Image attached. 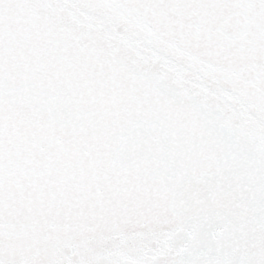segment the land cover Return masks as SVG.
<instances>
[{"label":"snow or ice","instance_id":"snow-or-ice-1","mask_svg":"<svg viewBox=\"0 0 264 264\" xmlns=\"http://www.w3.org/2000/svg\"><path fill=\"white\" fill-rule=\"evenodd\" d=\"M0 264H264V0H0Z\"/></svg>","mask_w":264,"mask_h":264}]
</instances>
